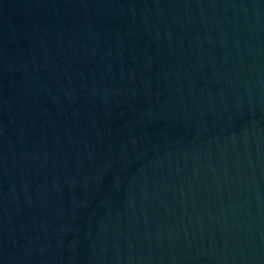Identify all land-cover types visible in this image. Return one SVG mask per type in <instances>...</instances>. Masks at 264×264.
I'll list each match as a JSON object with an SVG mask.
<instances>
[{"label": "water", "instance_id": "water-1", "mask_svg": "<svg viewBox=\"0 0 264 264\" xmlns=\"http://www.w3.org/2000/svg\"><path fill=\"white\" fill-rule=\"evenodd\" d=\"M0 264H264V0H0Z\"/></svg>", "mask_w": 264, "mask_h": 264}]
</instances>
